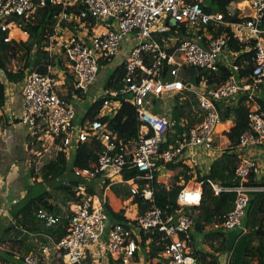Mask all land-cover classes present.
I'll return each instance as SVG.
<instances>
[{"label": "built area", "instance_id": "obj_1", "mask_svg": "<svg viewBox=\"0 0 264 264\" xmlns=\"http://www.w3.org/2000/svg\"><path fill=\"white\" fill-rule=\"evenodd\" d=\"M206 1L51 0L50 4L63 8L48 37L47 50L51 57L65 59L66 69L60 64L48 63L42 66L43 71L28 73L22 88V109L16 116L8 113L7 119L26 127L30 139L45 141L47 137L51 138L55 151L69 150L77 143L95 139L101 144L97 162L89 168L76 169V175L88 180H108V188L129 186L132 199L140 195L151 207L143 214L138 211L133 217L126 214L128 223H114L105 211L106 196H92L81 187L77 195L84 196L85 200L73 204L75 207L66 216L69 219L67 235L59 241L48 236L49 243L41 244L37 252L24 256L20 264H86L89 261L92 264L109 259L116 264H144L139 253L142 234L147 233L161 235L163 253L153 264L164 261L167 264H198V260L188 253L180 236L183 234L190 238L194 221L184 210L199 208L206 188L217 197L223 193L235 196L234 209L224 217L223 231L249 232L250 228L245 223L252 196L264 193V186L246 185L252 174L258 176L260 168L257 160L249 154L245 157L243 151L264 146V111L254 104L248 116L249 129L240 137L238 146L241 154L235 175L240 184L224 186L213 179L190 181L177 197L176 203L182 210L179 215L178 212H171L170 206L160 209L154 205L156 173H161L163 169L157 167L156 158L164 135L168 137L170 121L145 110L147 99L166 94L190 93L194 96V127L188 138L174 139L162 158L164 162H185L196 170L202 167L205 159L210 158L205 152L215 150L220 137L226 138L224 131L217 132L218 126L223 124L217 103L232 100L240 94L248 95V100L254 101L264 87V0H238L225 12L217 13L205 11L202 5ZM78 4L83 8H77ZM47 5L46 0H0V43L27 41L29 34L18 24V20H29ZM68 9L75 10L69 12ZM172 19L192 35L184 40L167 37L172 29ZM88 20L91 23L87 26ZM225 27H232L240 38V32H244L248 35L245 40H255L252 81L244 84L234 75L224 84L210 88L206 85L194 87L178 79L184 66L214 72L224 64L235 72L239 70L226 56L227 39L224 35L214 37L210 30ZM128 42L129 49L121 59L118 53ZM102 62L104 67L114 66L115 69L122 64L125 67L123 86L104 89L99 96L98 100H104L103 114L114 112L113 103L120 101L123 104L131 100L139 121L146 124L141 128L136 149L132 152L127 146L118 147L114 134L99 120L74 128L77 115L74 97L78 96L74 95L72 100L66 98L71 88L69 76L73 78L75 90L81 96L85 95L97 80ZM164 72L171 77L170 80L162 77ZM129 94L133 97L128 98ZM150 128L154 135L147 137ZM199 151L204 153L199 154ZM131 170H137L139 175L126 181L125 174ZM140 181L146 182L142 192ZM4 185L5 179L0 174V202ZM36 217L43 228L51 232L62 224L64 216L41 208ZM52 256L54 260L49 263ZM226 258L221 259V264H229L230 255Z\"/></svg>", "mask_w": 264, "mask_h": 264}, {"label": "trees", "instance_id": "obj_2", "mask_svg": "<svg viewBox=\"0 0 264 264\" xmlns=\"http://www.w3.org/2000/svg\"><path fill=\"white\" fill-rule=\"evenodd\" d=\"M236 1L238 0H207L202 6L206 12H225ZM62 8L60 5L48 4L40 8L29 20L20 18L18 24H20L23 30L28 32V40L25 42L0 43V71L4 73L9 83L15 85L23 84L28 73L33 70L43 71L42 66L48 63L53 65L60 64L63 69H66V60L62 59L61 56L60 58L51 57L47 50L48 37L54 29L56 17L62 12ZM77 8L82 9L83 7L78 4ZM74 10L68 9L69 12H73ZM90 23V20H88L87 26ZM170 26L172 27V25ZM210 30L214 37L224 35L227 39V51L233 57L232 65L238 66L239 70L235 72L230 66L224 64H221L218 70L214 72L197 69L198 73L193 84L196 87L206 85L214 88L224 84L234 75L239 82H243L244 84L251 82V73L254 69L256 55L255 40L253 38L245 40L238 37L232 27H225L220 30L210 28ZM191 35L183 25H178L172 27L167 37H177L179 40H184ZM18 54L22 55L21 58L24 62L22 67L17 71L9 70L8 63L11 57H15ZM104 66L105 64L102 62L101 68H104ZM188 68L195 69V67L184 66L180 70L186 71ZM124 76L125 67L122 64L116 67L113 70V74L105 81V89L112 90L123 86ZM162 77L169 79V76L165 72ZM183 81L188 82L186 80ZM69 82L71 83V88L66 98L72 100L74 95L79 94V92L72 85V76H69ZM190 84L194 86L192 83ZM5 93L6 85L0 79V104L2 106L6 103ZM170 98L174 99L172 106H170L169 110L160 112L163 115L162 117L170 121V130L166 141L160 146L156 163L157 167L174 174L171 175L174 178L172 182L161 183L158 181L160 172L156 173L154 205L160 209L170 206V211L178 212L179 215L182 210L176 203L177 197L190 181L195 179L204 181L206 179H213L220 181L224 186H237L240 184L239 179L235 175V169L241 153L238 147L240 137L249 129L248 116L253 104L257 105L261 111H264V87H262L261 92L256 96L254 101H249L248 95L240 94L232 100L217 103L223 124L233 121L234 127L230 132L226 133L230 141L229 147L221 157L212 163L210 170L207 172H201L198 169L194 170L182 161L164 162L162 154L170 148L174 139L179 138L183 140L188 138L195 125V121H191L192 106L196 104L194 96L186 93L184 95L166 94L161 97H154V99H158L157 103L163 104L167 103ZM125 106L126 103H123L122 108ZM104 110V100L100 99L93 102L82 119L83 125L95 120L101 121L106 125L107 130L112 132L116 137L118 147L127 146L131 152L134 151L141 132V122L139 121V123L132 125L129 129H123L118 120L122 111L120 110V113L113 117L103 114ZM181 120L185 122L183 125L179 123ZM9 126L11 125L9 124ZM153 135L154 131L150 128L146 136L151 137ZM26 145L27 151L31 153L34 150H41L43 141L27 137ZM69 150H71V154H69ZM69 150L63 149L57 151L59 152L56 155L57 160H52L44 166L43 171L45 174H43V179L50 182L65 175L64 181L55 184L54 188L63 191L68 198L70 197V199H74L77 202L85 199L84 196L77 195V191L81 187H84L86 192L92 196L103 197V195L97 194L90 181L77 176L75 172L76 169H86L97 162L101 144L94 139L86 143H77ZM29 171L32 174V168ZM138 175L139 172L137 170H131L125 174V180H130ZM139 183L140 192H142L146 187V182L140 181ZM109 185L110 182L104 180L102 186L103 193ZM246 185L264 186V181H259L257 176L252 174ZM110 189L117 198H122L123 196L130 197L129 186L114 185L110 186ZM45 195L50 194L45 193L29 201L23 200L11 208L10 215L15 223L14 225L17 223L18 225H22V222L30 221L33 222L32 227L23 226L28 233L34 234L35 231H40L42 234H46L47 231L45 229L36 226V212L41 208L55 214L60 212L56 211L53 204L45 200ZM234 200V194L223 193L217 197L209 188H206L201 206L199 208H192L195 209V212L194 214H190V217L194 221L189 233L190 238L187 239L183 234L180 238L185 241L188 253L198 260V264H221L220 257L227 254L230 255L229 264H264V193L252 196L250 211L245 223L250 230L246 234L239 231L225 232L222 229L224 217L234 209ZM133 204L137 206L139 214H143L151 207V204L144 201L140 195L133 198ZM105 211L111 222L128 223L124 209L115 212L110 206V202L107 201ZM68 221L69 219L67 218V221L65 220L56 230H52V237L56 241L61 240L67 235ZM12 226L11 224L5 229V234H8L12 230ZM141 238L140 249L146 250L145 253L140 250L141 253L145 254L144 263L153 264L156 259L161 258L163 253V246L160 244L161 235L160 233H147L142 234ZM12 242L17 243L19 241L14 240ZM2 243H4V240H0V244ZM202 245H207L209 251H205ZM3 253L11 256L14 255L11 251H4ZM6 260L10 264H20V259L16 262H11V259ZM136 260H139L138 255L136 256ZM86 264H91V261ZM107 264H116V262L109 259Z\"/></svg>", "mask_w": 264, "mask_h": 264}, {"label": "rangeland", "instance_id": "obj_3", "mask_svg": "<svg viewBox=\"0 0 264 264\" xmlns=\"http://www.w3.org/2000/svg\"><path fill=\"white\" fill-rule=\"evenodd\" d=\"M240 36H241V38L245 39V38H247L248 35L246 33H244V32H240ZM22 42H24V41H22ZM228 55H230V59L229 60L232 61L233 60V57H231V54L230 53H228ZM21 56H22L21 54H18L15 57H11L10 62L8 63V69L9 70L17 71L20 67H22V65H23L24 62L22 61ZM118 60L119 59H116V61H118ZM104 68L102 69V72L100 73V75H99L98 78L102 77V79H104V77H107L106 78V80H107L113 74V69H110V67H104ZM197 69L198 68H195V69L188 68V69H186V71L185 70H180L179 71V75H178V79L186 80V81H188V82H190V83L193 84L194 83V79H195V77L197 76V73H198V70ZM3 74L1 75V80H4V82H7L6 81V77ZM169 79H171L170 76H169ZM194 87H196V85H194ZM6 90H8V92L11 91V90H14V91H17L18 92L19 89L16 88V87H14V86L12 88V86L9 83L8 84L6 83ZM157 100L158 99H154V97H151L150 99H148V102L146 104L145 110H147L151 115L158 116V117H162L163 115H161L160 112L161 111L164 112V111L169 110L170 106H172V104L174 103V99L170 98L169 101L167 103H165V104H163V103H157L158 102ZM1 106L2 105L0 104V107ZM111 107L114 109V112H110L109 111V114H111L113 117H115L118 113H120V110L122 111L121 112L122 114H121L120 118H118V120H119V123H120V125L122 126L123 129H127V128L129 129L130 127H132V125H135V124L139 123V119H138V116H137L135 107H134V105H133V103H132L131 100L126 103V106L124 108H122V103L120 101H118L116 103H113L111 105ZM0 111H1V113L4 116L6 115L5 108L4 109L3 108H0ZM168 118H170V117H168ZM1 119H4V118H0V120ZM77 120L79 122V121H81V118H79ZM193 120L196 121V118H195L194 115H191V121H193ZM179 123L181 125H183L185 122L183 120H181V122H179ZM228 123H229V125L227 126V129L224 131L225 132L224 133V136L227 139H228V136H227L226 133L230 132V130L234 127L233 121H228L225 124H228ZM144 126H146V124L144 122H141V128H143ZM225 128H226V125H225ZM226 138L220 137L218 139V142H217L216 146H215V150L205 152V153H207L208 157H210V159H213V162L217 158L221 157L224 154V152L227 150V148L229 147L230 141H229V139L226 140ZM22 145H23V143L21 144V146ZM4 146L5 145L3 144V141L0 140V157L2 158V161H0V172L3 171V173L5 172V173H7V175H9L10 173H12V172L15 171L14 174L19 178L16 181V185L18 187H24L25 191H27V192L29 190H32V187H30L28 185V183H29L28 180L31 178V176L36 177V181H38V182H36L35 181V178H34V182H35L34 187H37L40 192L41 191L43 192V189L41 187L46 188L48 186V188L51 190L50 191L51 194L53 196H55V202L58 203L56 206L59 208V205H63L64 208H65V211H63V209H60L59 208V210H60L59 211L60 212L59 214H62L64 216L63 217L62 224L65 222V220L67 221L66 216L70 215L71 208L72 207H75L74 205L77 204V203H79V202L74 201V199H70V197L69 198L67 197L66 200H65L63 198V195H65V193L63 191H61V190H58V189H55L54 188L55 184L61 183L62 181H64V179L66 178V176L63 175V176L57 178L56 180L50 181V182H48V181H46V180L43 179V174H45V172L43 171L44 166L46 164H49L52 160H57V156L56 155H57V153H59V152L53 150L54 149V144L52 142V139L49 138V137H47L45 139V141H43L42 148L39 151L38 150H34L31 153H29L27 151L26 158H27V162H28V168L29 169L32 168V174H30V171H29V177L28 178L22 176L23 174H22V169L20 167V164L15 163V166L16 165H19V167H16L15 169L13 168V166H12L13 165V162H12V165H11L10 164L9 154H6V152L4 151ZM203 153H204L203 151H199V154H203ZM243 155L245 157H248L249 156L248 155V149H246V150L243 151ZM207 162H208V159H207ZM213 162L210 161L209 164L212 165ZM237 164H238V162H237ZM197 169L199 171H201V172L204 171L202 167L201 168H197ZM171 175H169L165 171V169H162L161 170V173H160V176H159V182H161V183H169V182H172L174 176H171ZM37 177H39L40 180L37 179ZM41 180H42V182H39ZM88 181H90V183H91L92 180H88ZM95 182L96 181H92L91 184L93 186H95L94 185ZM218 182L221 183L220 181H218ZM98 187H100V186L98 185ZM38 194L39 193H37V195ZM97 194L98 195H103L104 194L103 193V189L100 188L98 190V193ZM108 194H110V193L108 192ZM40 195L41 194H39L38 196H40ZM126 198H127V196H123L121 198L122 200L120 201V204L121 205L123 204L124 205V208L127 211L128 210L130 211V207L131 206L133 207V205H134L133 204V201H132L133 199L130 198V197H128L127 199ZM124 200H129L131 202L129 204V206H126L125 205ZM116 205H119V202L117 200H115V201L111 200L110 201V206H112V209L113 210L116 209ZM134 206H136V205H134ZM133 209L134 208H132L131 210H133ZM134 210H136V209H134ZM184 211H185L186 214H188L190 216V214H194L195 209L186 208ZM7 222H9V221L8 220H6L5 222L0 221V240H2L3 239L2 237L6 235L5 234V229H7L9 227V226L7 227V225H8ZM17 236H21V238H20L21 240L25 238L24 236H22V234L20 232L19 233L14 232L12 234V231H11L8 234V239L13 240ZM44 238H47L46 234H40L39 235V240L44 239ZM39 240H38L37 237L34 238L32 236V234H29L28 237L25 239V243H28V245L30 247H33V248L30 249L31 251L37 252L39 250L40 245H41L40 244L41 241H39ZM21 246L22 245H21L20 242H17V243L7 242L5 245L0 246L1 248H3L2 249L3 251L0 250V264H10V263L7 262L6 259H11L10 260L11 262L18 261V259L21 258L22 254H25L28 251V250H26V248H24L23 246L21 247ZM202 248L205 251H209L207 245H204V246L202 245ZM140 250L143 253L146 252V250H143V249H140ZM4 251H11V252H13V254H16V256L15 255H13V256L6 255L5 253H3ZM143 253H139L141 255L140 261L145 262V254H143ZM227 255H229V254H227ZM227 255H223L220 258L221 259L222 258H225L227 260V258H226ZM53 260H54V257L52 256L50 258V260H49V263H52ZM106 262H108V261L103 260V261H100V262H93L92 264H107ZM46 263H47V261H46ZM55 264H57V263L55 262ZM160 264H167V262L164 261V262H162Z\"/></svg>", "mask_w": 264, "mask_h": 264}, {"label": "crops", "instance_id": "obj_4", "mask_svg": "<svg viewBox=\"0 0 264 264\" xmlns=\"http://www.w3.org/2000/svg\"><path fill=\"white\" fill-rule=\"evenodd\" d=\"M133 41L130 42V44ZM129 49V42L126 43L119 51L118 53V57L119 58H123V56L127 53ZM227 58L230 59V55H228V52L226 54ZM118 58V59H119ZM103 69V68H102ZM105 69V68H104ZM110 69L114 70V66H110ZM102 72V70L100 71V73ZM99 73V75H100ZM2 75V74H1ZM0 75V76H1ZM98 75V77H99ZM107 77H104V79H102V77L97 78V80L95 81V83L90 87L89 91L85 94V95H80L77 94L78 97H74L75 99V104H76V108H77V115H76V119L74 121V128H80L82 127L83 123H82V119L84 118V116L86 115V113L88 112L89 107L91 106V104L95 101H98L100 94L104 91L105 89V81H106ZM7 81V80H6ZM2 82L6 85V83L8 84L9 82H4V80H2ZM12 88L13 86L18 88V92L11 90L8 92V90H6L5 93V98H6V103L4 104V106H1L0 108H5V113L6 115L4 116L1 111H0V118H4L0 120V140L3 141L4 146V151L6 152V154H9L10 157V164L12 165L13 162V168L15 169L16 167H19V165L15 166V163L20 164V167L22 169V176L24 177H29V168H28V162H27V145H26V138H27V128L24 127L23 125H20L18 122H16L15 124L11 123L8 121L7 119V115L8 113H13V115H19L21 109H22V104H23V97H22V88H23V84L21 85H15V84H11L9 83ZM76 96V95H75ZM81 118V121L78 122L77 119ZM9 124L11 126H9ZM224 125V124H222ZM220 126V125H219ZM218 126V127H219ZM19 128V129H18ZM225 131V130H224ZM12 133L13 135L11 136V138H7L6 135L8 133ZM218 132V129H217ZM223 132V131H221ZM23 143V145L21 146V144ZM69 154H71V150H69ZM248 154L257 160L258 164H259V174L257 176L259 181H264V146L263 147H259V148H251L248 151ZM208 162L206 161V159L204 160V164L202 165V168L205 172H207L208 170H210L211 165L209 164V162H213V159L207 158ZM210 159V160H209ZM0 161H2V158L0 157ZM205 165V166H204ZM209 167V168H208ZM13 169V170H14ZM162 170V169H161ZM169 175H171V172L165 170ZM15 172V171H14ZM14 172L10 173L9 175H7V173H3L0 172L1 176L4 177L5 179V190H3V199L0 202V221L5 222L6 220H8L9 222L7 227L10 226L11 224L12 226V234L14 232L17 233H21L22 236H24V239H20L21 236H17L16 238H14L13 240L8 239V234H6L5 236H3L2 240H4V243L0 244V246L5 245L7 242H12L14 240H18L21 245L26 248V250H28L25 254H22L21 258H20V263L22 262V259L24 256H26L29 253H32L34 251H31L30 249L33 247H30L28 245V243H25V239L28 237V235L30 233H28L23 227L24 225L28 226V227H32V223L33 222H28L26 221L25 223L22 222V225H18V223L16 225H14L15 223L13 222V219L11 218L10 212H11V208H13L17 203L23 201V200H31L33 198L36 197H40L38 196L39 194L43 195L45 193H48L50 195H45V200H47L50 204H53L56 208V211H60L58 210L60 209H65L63 205H59V208L56 206L58 203L55 202V196H53L51 194V190L48 188V186L46 188H43V192L39 191L37 187H34L35 182H34V178L36 181V177L31 176V178L28 180L29 183L28 185L30 187H32V190H29L28 192L25 191L24 187H18L16 185V181L19 179ZM26 173V174H25ZM174 175V174H172ZM37 179L40 180L39 177H37ZM92 181H96L95 182V186H93V189H95V191L98 193V190L103 186V180L102 179H96V180H92ZM91 181V183H92ZM38 182V181H36ZM39 182H42L39 181ZM98 185L100 187H98ZM95 187V188H94ZM108 192L111 194H108ZM37 193H39L37 195ZM104 195L106 196V198L108 199V201L110 202L111 200L115 201L117 200L119 202V205H116V209H114V211L119 212L121 210H125L127 215H130L131 217H133L135 214L138 213V208L136 206L130 207V211L126 210L124 208V205L120 204V201L122 200L121 198H117L114 193L111 191L110 188H107L104 192ZM63 198L66 200L67 196L63 195ZM131 200V199H130ZM133 201V200H132ZM124 203L126 206H129V204L131 203L129 200H124ZM112 207V206H111ZM132 208L136 209V210H131ZM8 218V219H7ZM36 226L43 228L42 224L36 219ZM44 229V228H43ZM10 231V232H11ZM48 232V231H47ZM42 234L40 231H35L34 234H32V236L34 238H38L39 240V235ZM7 236V237H6ZM46 236L48 237L47 233ZM41 241L40 244L43 243H49L48 238H44L39 240ZM13 243V242H12ZM11 245V244H10ZM21 246V247H22ZM3 248L0 247V250H2ZM16 256V254H14ZM3 258V257H2ZM146 264V263H144Z\"/></svg>", "mask_w": 264, "mask_h": 264}, {"label": "water", "instance_id": "obj_5", "mask_svg": "<svg viewBox=\"0 0 264 264\" xmlns=\"http://www.w3.org/2000/svg\"><path fill=\"white\" fill-rule=\"evenodd\" d=\"M47 1V4H50V2H51V0H46ZM171 25H172V27H176L177 26V22L175 21V20H171ZM100 71V70H99ZM133 97V94H129V96H128V98H132ZM13 134L12 133H8L7 135H6V137L7 138H11V136H12ZM166 139H167V134H165L164 135V142L166 141ZM47 234L49 235V236H53V232L51 231V232H47Z\"/></svg>", "mask_w": 264, "mask_h": 264}, {"label": "bare ground", "instance_id": "obj_6", "mask_svg": "<svg viewBox=\"0 0 264 264\" xmlns=\"http://www.w3.org/2000/svg\"><path fill=\"white\" fill-rule=\"evenodd\" d=\"M225 125H226V128H225ZM228 125H229V123H228V124H224V125H220V126L218 127V132H221V131L226 130Z\"/></svg>", "mask_w": 264, "mask_h": 264}]
</instances>
